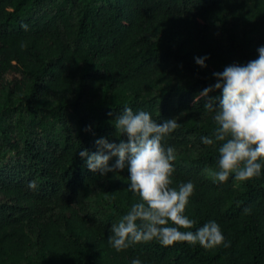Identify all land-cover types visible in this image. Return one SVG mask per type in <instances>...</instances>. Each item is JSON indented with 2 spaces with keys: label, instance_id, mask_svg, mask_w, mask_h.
I'll list each match as a JSON object with an SVG mask.
<instances>
[{
  "label": "trees",
  "instance_id": "16d2710c",
  "mask_svg": "<svg viewBox=\"0 0 264 264\" xmlns=\"http://www.w3.org/2000/svg\"><path fill=\"white\" fill-rule=\"evenodd\" d=\"M261 45L264 0H0V264H264V175L215 180L200 139L215 123L194 103ZM126 106L176 117L173 186L194 182L186 215L216 220L227 246L108 244L139 197L126 170L93 174L78 152L118 142Z\"/></svg>",
  "mask_w": 264,
  "mask_h": 264
},
{
  "label": "clouds",
  "instance_id": "9594fccd",
  "mask_svg": "<svg viewBox=\"0 0 264 264\" xmlns=\"http://www.w3.org/2000/svg\"><path fill=\"white\" fill-rule=\"evenodd\" d=\"M25 30L28 25H22ZM258 56L247 63H231L213 73L215 82L194 97L204 101L215 128L211 135L201 136V143L218 152L215 180L227 182L230 177L247 181L264 175V45ZM206 67L207 56L195 57ZM213 92L219 95L211 96ZM112 124L117 139L95 140L96 151L80 149L78 155L93 174L127 171L129 190L139 199L113 223L107 237L117 252L136 244L156 241L162 246L178 242L199 244L204 248L227 246L225 235L214 219L200 226L186 215V206L195 192L192 180L173 186L175 147L167 139L179 127L176 117L154 119L145 110L124 107ZM92 126H88L91 131ZM115 158L114 163L110 161ZM33 182H30V186ZM130 264H144L133 258Z\"/></svg>",
  "mask_w": 264,
  "mask_h": 264
}]
</instances>
